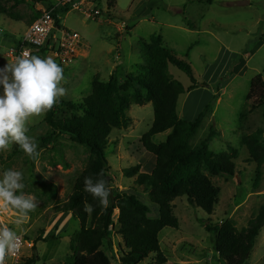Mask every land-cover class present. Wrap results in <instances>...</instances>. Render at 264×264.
I'll list each match as a JSON object with an SVG mask.
<instances>
[{
    "label": "rangeland",
    "instance_id": "374dc122",
    "mask_svg": "<svg viewBox=\"0 0 264 264\" xmlns=\"http://www.w3.org/2000/svg\"><path fill=\"white\" fill-rule=\"evenodd\" d=\"M0 4L5 9V14L0 16L2 67L10 62L8 47L13 45L9 43L6 46L3 41L18 39L34 21L35 15L42 13L45 4L34 0H0ZM97 4L101 14L94 20L86 19L82 12L73 10L58 15L59 24L79 34L84 43L82 57L70 66H62L65 95L60 100L80 101L91 94L94 81H107L112 74L122 91L129 90L131 83L125 82V76L134 73L135 66L143 62L140 41L148 42L151 35L160 33L165 39L164 47L170 49L171 44H175L173 53L189 64L198 82L211 86L206 90L211 91L212 96L215 94L214 84L226 77L219 91L220 99L212 112L205 115L194 142L204 137L213 125L218 136L209 143V150L218 154L228 152L229 148L235 149V173L232 177H210L212 184L219 189L212 215L189 205L185 197L177 198L172 205L178 228H164L158 236L160 249L168 258L166 264H226L216 254L214 235L208 233L204 225H220L231 219L240 230L264 206V163L260 181L255 186L256 165L248 162L249 154L242 144V138L256 130L264 133V106L240 119V114L250 109L246 96L251 80L256 75H261L264 80V0H211L202 4L192 0H99ZM167 22L185 29L189 25L188 29L204 32L199 36L187 34L165 27ZM126 27L130 32H126ZM221 43L236 55L230 60L226 72L209 83L203 78L206 66L224 67L229 60V56L219 54ZM240 63L244 64L243 69L234 73ZM168 73L183 87L190 85L188 77L176 67L168 66ZM183 97L179 98L177 105L181 119L184 116ZM192 103L194 108L203 105L197 103L194 95ZM63 115H66L65 110L57 117ZM126 115L130 119L129 126L111 132L105 152L111 186L114 193L135 196L149 208L150 217L156 218L159 209L150 201L149 193L134 184L136 177L129 179L122 174L123 170L136 165H140V172L146 174L154 168V157L145 152L139 142L152 126L153 108L151 104L132 105ZM44 117L45 114L37 116L27 125V135L37 144L38 156L29 157L17 144L0 152V174L7 169L21 171L26 185L23 191L35 197L37 208L21 226L15 225L16 217L10 211L0 220L3 225L24 235L30 244L21 250L24 259H33V264H66V257L71 255L67 248L68 240L79 230V223L71 218L68 229L63 230V220L56 219L58 215H55L54 208L71 195L77 177L88 164L90 152L67 137H58L50 144L42 142L41 139L49 133ZM163 139V135H158L153 142L159 144ZM261 139L264 142V134ZM117 215L115 211L113 218L116 219ZM50 235L56 240H47ZM64 249L68 251L60 253ZM111 263L117 264V259L113 257ZM141 264H154V256L149 255ZM247 264H264V227Z\"/></svg>",
    "mask_w": 264,
    "mask_h": 264
},
{
    "label": "trees",
    "instance_id": "16d2710c",
    "mask_svg": "<svg viewBox=\"0 0 264 264\" xmlns=\"http://www.w3.org/2000/svg\"><path fill=\"white\" fill-rule=\"evenodd\" d=\"M210 1L192 0L198 3ZM98 2L96 0L97 7ZM63 12L67 13L68 9L61 8L53 12L57 25H60L58 15ZM4 14L5 9L0 4V16ZM39 16L41 13L35 15L34 21ZM140 54L143 62L135 66L134 73L125 76V82L131 83L129 90L122 91L112 74L107 81H94L88 97L80 101L59 100L45 114L44 122L49 133L41 139L42 142L50 144L58 137H67L90 152L88 164L77 177L71 195L54 208L55 215L69 213L79 223V230L69 237L71 255L66 257V264H111L114 256L108 253H112L113 236L122 240L116 253L119 264H141L149 255L154 256V264H166L168 258L160 249L158 236L164 228H178V220L173 214V201L185 197L189 205L212 215L218 202L219 189L212 184L210 177H232L235 173V149L229 148L228 152L218 154L209 150V143L218 136L213 125L204 137L194 142L205 115L212 112L219 98L226 77L214 84L215 94L195 120L187 121L177 114L179 97L192 90L209 89L211 86L198 82L189 64L164 47L160 35H151L148 42L141 40ZM168 66H174L184 73L190 85L185 88L174 80L168 73ZM246 100L250 103V109L240 114L241 120L264 106V80L261 75L251 80ZM146 104L152 105L153 122L139 142L143 150L154 157V168L150 174H146L140 172V165H136L123 170L122 174L129 179L136 177L134 184L149 193L150 201L159 209L156 218L150 217L149 208L135 196L114 193L105 155L111 132L129 126L130 119L126 112L130 107ZM62 110H65L66 115L57 117ZM263 134L262 130H256L242 138V144L249 154L248 162L256 165L255 186L260 181L264 163ZM158 135H163L164 139L155 144L153 138ZM87 177L107 181L110 189L108 206L101 205L98 199L84 190ZM86 205L94 209L91 214L85 211ZM115 211L118 212L116 219L113 218ZM263 227L264 206L240 230L231 219L220 225H204V229L214 235L215 252L226 264H247ZM46 239L56 240L53 235ZM33 263V259L25 260V264Z\"/></svg>",
    "mask_w": 264,
    "mask_h": 264
},
{
    "label": "clouds",
    "instance_id": "9594fccd",
    "mask_svg": "<svg viewBox=\"0 0 264 264\" xmlns=\"http://www.w3.org/2000/svg\"><path fill=\"white\" fill-rule=\"evenodd\" d=\"M63 81V67L50 56L22 52L0 67V152L17 144L29 157L39 155L37 144L27 135V125L52 110L65 95ZM84 186L101 205L108 206L110 189L105 179L87 177ZM25 187L21 171L7 169L0 174V205L15 215L16 226L27 222L37 208L35 197L26 194ZM85 211L91 214L94 209L86 205ZM19 240L17 230L0 225V264H5L6 256L17 249Z\"/></svg>",
    "mask_w": 264,
    "mask_h": 264
},
{
    "label": "built area",
    "instance_id": "2783aa9c",
    "mask_svg": "<svg viewBox=\"0 0 264 264\" xmlns=\"http://www.w3.org/2000/svg\"><path fill=\"white\" fill-rule=\"evenodd\" d=\"M45 3V9L25 32L16 39V42L8 48L7 57L13 62L16 56L22 52H28L30 55H38L42 58L52 57L63 67L70 66L79 57H82L84 49L83 39L76 32L64 29L56 24L53 18V12L57 9L67 8L68 10L82 12L86 19H95L101 12L96 9V0H42ZM50 2L53 3L50 6ZM8 210L0 205V219L6 216ZM3 219V218H2ZM0 225L3 223L0 220ZM24 235L20 234L17 249L8 254L5 258V264H25L21 250L27 246Z\"/></svg>",
    "mask_w": 264,
    "mask_h": 264
},
{
    "label": "crops",
    "instance_id": "0c3cea01",
    "mask_svg": "<svg viewBox=\"0 0 264 264\" xmlns=\"http://www.w3.org/2000/svg\"><path fill=\"white\" fill-rule=\"evenodd\" d=\"M242 2H244V1H242ZM157 3L158 2L156 1L155 2V5H157ZM196 3L197 4H202V3H198V2H196ZM165 27H168L170 29L172 28V29H175V30L179 29L181 31L186 32L187 34L188 33H195L198 36H199V34L201 35V33L204 32V31L201 32V30H199V29L198 30H191V29H188V27L185 29V28H182V26H181V28H180V27L174 26L172 23H169V22H167V24H166ZM127 29H129V28L126 27V29H125L126 32H127ZM207 34L210 35L209 33H207ZM160 36L162 37V43H163V45H165L164 44L165 39L163 37V34L160 33ZM9 43L12 44L13 42L3 41V44H6V46ZM171 45H172V47H176L175 44H171ZM172 47L170 49H168V50L172 51V49H174ZM221 53L229 56V60H228L227 64L225 62V66L224 67L220 66V68H218V67H216L215 64H210L209 66H206V68L204 69L203 78H206L209 83L215 82V80L219 76L223 75L226 72L230 60L232 58H234L235 55H236L233 51H231V49H229L227 46H225L222 43L219 46V54H221ZM243 67H244V64L243 63H240L239 65L236 66L234 73L240 72L243 69ZM193 95H194V98L196 99L197 103L198 102H199V104H202L203 103V105L200 108H194V106H193L194 104L192 103V96ZM182 96H184L183 97V100L181 102L182 107H183V113H184V116H182V117H183L184 120L194 121L195 120V117L198 115V113L202 109V107L205 104H207V101H209L211 99L212 93H211V91L206 90V89H204V90L203 89H195L194 91H192L190 93L188 92V93H186L184 95H181L180 97H182ZM178 102H179V99H178ZM188 104H189V106H188ZM177 105H178V103H177ZM64 215H66V216H64ZM56 219H60L61 221L63 220L61 222V228L63 230H67L68 229V224L70 223L71 214H69V213H67V214H60V215H58V217ZM65 242H67V240ZM112 243H113L112 253H109V256H113L114 255V257L117 259L116 253L118 252V245L122 243V240L118 236H113ZM28 245H30V244H28ZM67 248L69 249V243H68V247ZM68 249H64L63 252H60V253H65V252L68 251ZM117 264H119L118 259H117Z\"/></svg>",
    "mask_w": 264,
    "mask_h": 264
}]
</instances>
